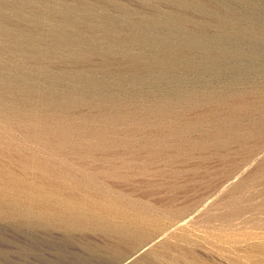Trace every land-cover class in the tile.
I'll list each match as a JSON object with an SVG mask.
<instances>
[{"label":"rangeland","instance_id":"1","mask_svg":"<svg viewBox=\"0 0 264 264\" xmlns=\"http://www.w3.org/2000/svg\"><path fill=\"white\" fill-rule=\"evenodd\" d=\"M0 136L164 223L0 217V264H264V0H0Z\"/></svg>","mask_w":264,"mask_h":264},{"label":"bare ground","instance_id":"2","mask_svg":"<svg viewBox=\"0 0 264 264\" xmlns=\"http://www.w3.org/2000/svg\"><path fill=\"white\" fill-rule=\"evenodd\" d=\"M19 129L22 131L24 138L36 141L41 147L46 148L49 146V143L44 140L43 136L35 134L37 131L34 133L24 126H20ZM59 140L60 139L57 140L55 143L56 146L53 149L65 147L66 142L64 143L62 140ZM3 141L0 139V157L6 156L9 151H14L16 154V163L20 167L22 174L18 175L13 173L10 168L0 163V217H30L37 221L43 220L47 225L59 229H66L70 226H77L82 229L105 228L114 236L118 235L121 228L128 224L143 223L153 226L156 229L164 227L163 220L160 217L144 216L141 215L140 212L131 211L125 208L126 206H120L115 200L103 193H100V195L98 194L97 197H93L83 192L81 187L84 185V181L76 182L71 180L72 178L66 177L61 170L57 171L53 169L48 159L35 157L20 146L8 144L7 141H11L9 139H6V143ZM61 148L59 149L61 150ZM57 149L56 151L59 150ZM20 208L21 212L18 211ZM51 217H57V221H53ZM114 218L120 219L121 223L117 225L107 223L109 219ZM217 238L221 239V242L224 240V242L230 243L234 240L237 242L240 238L248 243V240L252 239V236L243 235L241 238L239 235L223 234V236ZM244 243L246 244V242ZM257 243L259 244L255 243V245H249L250 248L245 249L264 255V243L262 242L263 244H260V241ZM160 245H162V243ZM160 257L165 256L160 255ZM137 259H139V257ZM166 261L168 264L174 263L172 259L165 260V263ZM128 262L123 264H127ZM188 264H192V262Z\"/></svg>","mask_w":264,"mask_h":264}]
</instances>
